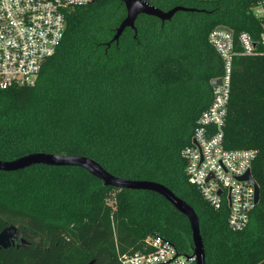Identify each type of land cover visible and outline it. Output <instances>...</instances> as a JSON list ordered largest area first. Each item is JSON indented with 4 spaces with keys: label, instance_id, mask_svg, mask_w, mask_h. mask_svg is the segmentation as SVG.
I'll use <instances>...</instances> for the list:
<instances>
[{
    "label": "trees",
    "instance_id": "1",
    "mask_svg": "<svg viewBox=\"0 0 264 264\" xmlns=\"http://www.w3.org/2000/svg\"><path fill=\"white\" fill-rule=\"evenodd\" d=\"M170 19L139 14L135 30L112 40L125 15L121 0L69 8L55 52L33 84L0 89V159L33 151L85 155L110 173L160 182L196 212L205 264H264V33L254 0H148ZM218 25L247 31L263 53L233 59L226 148H253L259 199L247 225L227 226V206L213 208L188 182L181 149L211 100L222 62L207 40ZM13 224L28 245L0 247V264H123L161 235L192 253L188 219L163 196L107 186L86 169L32 164L0 170V230Z\"/></svg>",
    "mask_w": 264,
    "mask_h": 264
},
{
    "label": "built area",
    "instance_id": "2",
    "mask_svg": "<svg viewBox=\"0 0 264 264\" xmlns=\"http://www.w3.org/2000/svg\"><path fill=\"white\" fill-rule=\"evenodd\" d=\"M93 0H0V89L33 84L44 62L60 44L69 8ZM250 11L264 31V0H254ZM218 25L207 40L217 52L222 71L212 85L211 100L198 115L191 140L181 149L189 183L213 208L227 206V226L242 230L255 206L254 186L241 179L256 155L253 148H226L223 129L230 92L233 59L263 53L247 31L234 33ZM264 46V33L259 40ZM148 251L122 255L123 264H196L193 253L184 254L161 235L144 240Z\"/></svg>",
    "mask_w": 264,
    "mask_h": 264
},
{
    "label": "water",
    "instance_id": "3",
    "mask_svg": "<svg viewBox=\"0 0 264 264\" xmlns=\"http://www.w3.org/2000/svg\"><path fill=\"white\" fill-rule=\"evenodd\" d=\"M125 15L116 26L112 40H117L125 28H131L135 30V21L139 14H145L157 17L161 21L170 19L179 10H193V8L185 7L182 5H174L169 9L159 8L148 0H121ZM225 30H229L227 26H221ZM211 85L219 83L218 78H213L210 81ZM46 164V165H71L78 166L86 169L93 176L102 181L104 185L113 186L118 188L127 189H144L150 190L163 196L173 207H175L180 213L186 216L189 222L192 238V253L196 256V264H205V252L204 244L200 234L199 220L196 212L183 198L177 196L171 189L164 184L148 180V179H132L124 178L114 175L103 168L95 159L85 155H64L53 152L33 151L28 152L12 159H0V170L14 171L30 166L32 164ZM241 179L249 180L254 186V202L255 204L259 199V186L251 175V169H249ZM18 232L15 225L10 224L0 230V247L6 248L13 244V240ZM21 242L29 243L23 235L18 236ZM86 264H94V260H90Z\"/></svg>",
    "mask_w": 264,
    "mask_h": 264
},
{
    "label": "flooded vegetation",
    "instance_id": "4",
    "mask_svg": "<svg viewBox=\"0 0 264 264\" xmlns=\"http://www.w3.org/2000/svg\"><path fill=\"white\" fill-rule=\"evenodd\" d=\"M20 235H23V234L20 231H18L14 240H13V244H11V245H20L21 246V242L18 239V236H20ZM23 236L26 237L25 235H23ZM28 244L29 243H27V242H22V245H28Z\"/></svg>",
    "mask_w": 264,
    "mask_h": 264
}]
</instances>
